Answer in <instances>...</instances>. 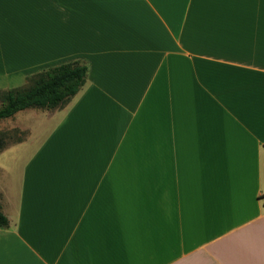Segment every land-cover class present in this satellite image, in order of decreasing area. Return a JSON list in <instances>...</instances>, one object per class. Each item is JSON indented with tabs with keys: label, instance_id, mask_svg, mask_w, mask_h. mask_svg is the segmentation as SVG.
Instances as JSON below:
<instances>
[{
	"label": "crops",
	"instance_id": "1",
	"mask_svg": "<svg viewBox=\"0 0 264 264\" xmlns=\"http://www.w3.org/2000/svg\"><path fill=\"white\" fill-rule=\"evenodd\" d=\"M0 55L87 68L0 151V264H264V0H0Z\"/></svg>",
	"mask_w": 264,
	"mask_h": 264
},
{
	"label": "trees",
	"instance_id": "2",
	"mask_svg": "<svg viewBox=\"0 0 264 264\" xmlns=\"http://www.w3.org/2000/svg\"><path fill=\"white\" fill-rule=\"evenodd\" d=\"M87 68L78 62L44 69L29 78L30 86L0 91V121L25 109H56L66 105L86 82ZM6 143L0 136V151ZM264 201V195L262 197ZM7 219L0 211V228Z\"/></svg>",
	"mask_w": 264,
	"mask_h": 264
},
{
	"label": "rangeland",
	"instance_id": "3",
	"mask_svg": "<svg viewBox=\"0 0 264 264\" xmlns=\"http://www.w3.org/2000/svg\"><path fill=\"white\" fill-rule=\"evenodd\" d=\"M7 64L9 65V63ZM0 70H1L0 73L9 72V71H5L2 65H0ZM37 72L39 71H36L24 77L23 83L19 86H13L15 83H12V84L11 83H6V84L0 83V91H5L8 89L17 88V87L30 86L31 82L27 80L29 78H32V76L36 74ZM10 82H13V80L12 81L10 80ZM56 109H37V110H41V111H51L52 110L53 111ZM31 113H32V110L25 109V110L17 112L12 117H9V118H6L0 121V136L4 139L6 143L5 145L6 147L20 140H25V141H28L34 144L39 143L42 140L43 129H44L42 119H41L42 117L40 115H38V117H35V116L31 117ZM26 128L30 130L29 132H31L28 139H27L28 133H27Z\"/></svg>",
	"mask_w": 264,
	"mask_h": 264
}]
</instances>
